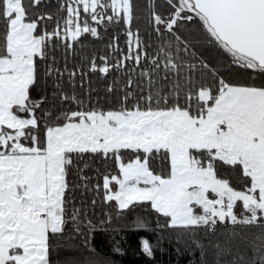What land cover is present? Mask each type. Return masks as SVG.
Returning a JSON list of instances; mask_svg holds the SVG:
<instances>
[{
	"label": "snow or ice",
	"instance_id": "6c2138e0",
	"mask_svg": "<svg viewBox=\"0 0 264 264\" xmlns=\"http://www.w3.org/2000/svg\"><path fill=\"white\" fill-rule=\"evenodd\" d=\"M49 3L0 0V264H53L52 239L66 232L96 258L62 264H114L96 253L94 232L137 208L198 249L199 264H264V0H164L163 10L150 0L146 43L133 31V0ZM114 24L126 26L127 52L113 35L115 63L93 53L88 67L127 79L93 101L77 47H88L82 33L99 38L98 25ZM197 46L215 49V62ZM97 197L105 218L94 222ZM140 246L154 256L147 236Z\"/></svg>",
	"mask_w": 264,
	"mask_h": 264
},
{
	"label": "trees",
	"instance_id": "16d2710c",
	"mask_svg": "<svg viewBox=\"0 0 264 264\" xmlns=\"http://www.w3.org/2000/svg\"><path fill=\"white\" fill-rule=\"evenodd\" d=\"M25 3L28 0H24ZM150 0H133L135 5V19L133 20V31L138 27L140 29V35L142 40L146 43L148 40V30L149 26L146 23V16L148 13V4ZM155 3L157 10H163L164 0H153ZM59 5V0H50L49 10L56 11ZM62 15L64 13H61ZM54 23V22H53ZM52 27V24L49 25ZM126 26L123 24L119 25H111L106 31L103 26H99L100 37H92L90 33H82L83 42H86L88 47L84 49H80L77 47V53H86L88 55V61H83L84 69L88 73L86 77H84L86 81H91V87L94 91L91 93L93 101L96 99V96L99 95L101 97L108 96V93L105 90V85L111 82L116 76H120L121 81L126 80L127 77L123 75V73H118L116 71L110 70L109 73L104 74L99 71H91L88 67V63L91 60V56L94 53L97 57V63H102L101 57L109 56L111 63H115V57L119 55V53H113L112 49L106 47V45L110 42L111 37L113 35H118V44L120 49L123 52H127L128 43H127V34L123 30ZM159 37L157 34L152 33L151 36V47L148 49L150 53L155 52L157 47ZM135 39L133 38V50L135 51ZM197 50L200 51L201 55H204L206 58L210 60V62H215L218 57L215 49L209 46H197ZM59 54V53H58ZM72 60L75 62H81L80 55H75ZM132 61L128 62V67H132ZM148 62L143 61L142 64L146 65ZM225 65H227V60H225ZM72 61H70V66ZM231 73L233 78H236L238 73V69L232 68L228 70L225 67L223 72L224 75L228 76ZM79 79L77 77V89L81 92L82 95L86 94L82 89L79 88ZM259 82V81H257ZM43 87V84H41ZM49 93L52 91L51 87H48ZM36 90H34L35 95ZM122 94V93H121ZM116 93H111V98L113 101L115 100ZM104 102V101H102ZM73 107H75L73 105ZM99 158H97L98 160ZM111 164V162H109ZM159 161L157 162L156 167L159 168ZM97 167L100 168L101 173L106 171L102 164L97 163ZM95 169L88 170L85 174L91 176L92 172ZM69 179L76 181L77 178L75 176L69 177ZM103 176L99 177V181L102 184ZM93 183L96 182L95 177L92 180ZM94 193H88V199H91V196ZM80 190L76 192V201L79 202ZM97 204L95 207V213L98 215H92L90 213V218L93 219L94 222H98L99 219L104 217V205L100 202V198L97 197ZM235 211L239 212L240 208H235ZM137 215L144 216L148 219L149 227L148 228H136L132 226V221L135 219ZM157 223V215L154 210L137 208L130 212H125L122 218H117L115 216V212H113V220L111 224H106L104 227L108 229V231H95L93 235V245L96 249V253H99L101 258H107L114 262V264H199V250L197 249L195 253L191 251V249L186 245V243L182 241H177L174 233H171L167 228H156ZM160 223L163 224V219L160 220ZM112 229H116V231H112ZM259 229L257 228H244L243 232L247 235L248 233H256ZM147 236L153 244L156 245L154 249V256L148 257L142 250L140 246V237ZM252 237L249 236V240ZM157 240L159 243L157 244ZM53 249L51 254V259L53 264H62L67 257H75L77 260H83L85 257L96 258L94 253L88 252L86 249L82 248V237H77L73 235L69 238V234L66 232L63 237H54L52 239ZM81 246V247H77ZM240 246L246 249L247 255L251 256L253 253L251 251V247L247 241H241ZM119 247L121 251H116L115 249Z\"/></svg>",
	"mask_w": 264,
	"mask_h": 264
},
{
	"label": "rangeland",
	"instance_id": "374dc122",
	"mask_svg": "<svg viewBox=\"0 0 264 264\" xmlns=\"http://www.w3.org/2000/svg\"><path fill=\"white\" fill-rule=\"evenodd\" d=\"M235 210V209H234Z\"/></svg>",
	"mask_w": 264,
	"mask_h": 264
}]
</instances>
